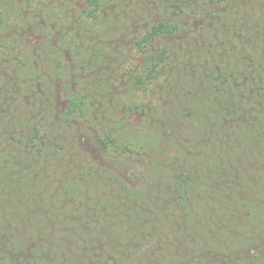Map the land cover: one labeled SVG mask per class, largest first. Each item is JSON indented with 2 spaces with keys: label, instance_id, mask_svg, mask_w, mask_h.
Wrapping results in <instances>:
<instances>
[{
  "label": "trees",
  "instance_id": "obj_1",
  "mask_svg": "<svg viewBox=\"0 0 264 264\" xmlns=\"http://www.w3.org/2000/svg\"><path fill=\"white\" fill-rule=\"evenodd\" d=\"M0 264H264V0H0Z\"/></svg>",
  "mask_w": 264,
  "mask_h": 264
}]
</instances>
